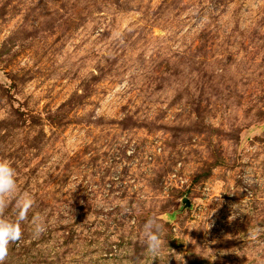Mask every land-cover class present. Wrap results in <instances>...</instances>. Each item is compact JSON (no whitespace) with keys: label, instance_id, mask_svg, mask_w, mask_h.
<instances>
[{"label":"rangeland","instance_id":"1","mask_svg":"<svg viewBox=\"0 0 264 264\" xmlns=\"http://www.w3.org/2000/svg\"><path fill=\"white\" fill-rule=\"evenodd\" d=\"M0 159L5 264H264V0H0Z\"/></svg>","mask_w":264,"mask_h":264},{"label":"clouds","instance_id":"2","mask_svg":"<svg viewBox=\"0 0 264 264\" xmlns=\"http://www.w3.org/2000/svg\"><path fill=\"white\" fill-rule=\"evenodd\" d=\"M12 207L13 215H7ZM35 207L34 198L27 192H21L17 184V172L7 159H0V264H5L10 245L17 244L23 236L22 224L28 222L32 235L40 237L47 231V222L43 213H35L29 220V213ZM161 226L156 219L149 218L143 227L146 250L152 259L159 258L164 241L161 239Z\"/></svg>","mask_w":264,"mask_h":264},{"label":"water","instance_id":"3","mask_svg":"<svg viewBox=\"0 0 264 264\" xmlns=\"http://www.w3.org/2000/svg\"><path fill=\"white\" fill-rule=\"evenodd\" d=\"M190 208H192V202H191V200L190 199H188V198H184L183 200H182V206H181V211L182 212H185L186 210H188V209H190Z\"/></svg>","mask_w":264,"mask_h":264}]
</instances>
